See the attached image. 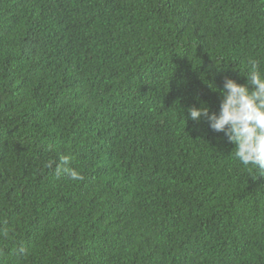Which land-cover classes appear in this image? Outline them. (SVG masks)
<instances>
[{
    "label": "trees",
    "instance_id": "trees-1",
    "mask_svg": "<svg viewBox=\"0 0 264 264\" xmlns=\"http://www.w3.org/2000/svg\"><path fill=\"white\" fill-rule=\"evenodd\" d=\"M250 58L264 0H0V264H264V174L187 111Z\"/></svg>",
    "mask_w": 264,
    "mask_h": 264
},
{
    "label": "clouds",
    "instance_id": "clouds-1",
    "mask_svg": "<svg viewBox=\"0 0 264 264\" xmlns=\"http://www.w3.org/2000/svg\"><path fill=\"white\" fill-rule=\"evenodd\" d=\"M241 75L245 77L244 84L226 78L222 88L213 86L221 97L218 113L210 112L203 102L187 111L192 120L206 117L213 131L223 132L233 145L231 153L240 164L252 166L264 174V71L261 61L248 59L246 71ZM72 160L71 154H59L52 162L55 174L80 179V173L71 167Z\"/></svg>",
    "mask_w": 264,
    "mask_h": 264
}]
</instances>
